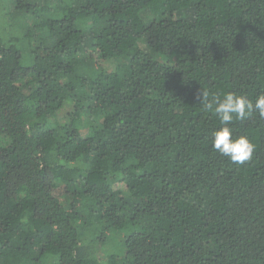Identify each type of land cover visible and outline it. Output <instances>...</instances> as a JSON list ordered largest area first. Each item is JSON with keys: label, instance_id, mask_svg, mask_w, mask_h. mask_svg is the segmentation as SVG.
<instances>
[{"label": "trees", "instance_id": "trees-1", "mask_svg": "<svg viewBox=\"0 0 264 264\" xmlns=\"http://www.w3.org/2000/svg\"><path fill=\"white\" fill-rule=\"evenodd\" d=\"M0 4V264H264V120L197 100L264 92V0Z\"/></svg>", "mask_w": 264, "mask_h": 264}, {"label": "clouds", "instance_id": "clouds-1", "mask_svg": "<svg viewBox=\"0 0 264 264\" xmlns=\"http://www.w3.org/2000/svg\"><path fill=\"white\" fill-rule=\"evenodd\" d=\"M207 97L208 93L202 91L197 95V100L204 109L211 110L217 116L221 125L212 134L213 150L237 165L250 161L255 152V145L246 134L234 137L230 125L234 120L243 121L254 113L264 120V92L258 94L254 102L247 95L232 91L226 92L223 99L218 95H213L211 100H207Z\"/></svg>", "mask_w": 264, "mask_h": 264}, {"label": "rangeland", "instance_id": "rangeland-1", "mask_svg": "<svg viewBox=\"0 0 264 264\" xmlns=\"http://www.w3.org/2000/svg\"><path fill=\"white\" fill-rule=\"evenodd\" d=\"M9 5H10V8L12 9L13 8V4L10 1H9ZM5 14H6V11L0 4V37H2L6 42L7 41L10 42L11 40H14V38L20 36V34H18L16 30L13 31V30H10V29H8L6 27ZM14 17H15V19H17V20H15L16 21V27L19 30L20 28H19V25L17 23H21L24 26L25 23H26L25 19L19 13H14ZM15 43H17V42H15ZM8 44H10V43H8ZM20 45H22L21 42H20ZM109 249L112 251V247L111 246L109 247Z\"/></svg>", "mask_w": 264, "mask_h": 264}]
</instances>
